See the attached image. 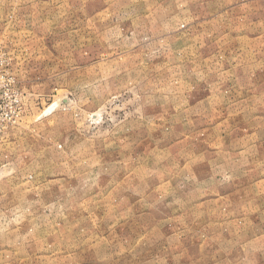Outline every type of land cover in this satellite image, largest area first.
<instances>
[{"label":"rangeland","instance_id":"374dc122","mask_svg":"<svg viewBox=\"0 0 264 264\" xmlns=\"http://www.w3.org/2000/svg\"><path fill=\"white\" fill-rule=\"evenodd\" d=\"M0 264H264V0H0Z\"/></svg>","mask_w":264,"mask_h":264}]
</instances>
